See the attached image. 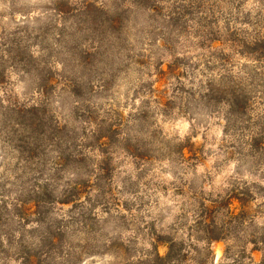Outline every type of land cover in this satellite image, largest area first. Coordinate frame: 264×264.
Here are the masks:
<instances>
[{"label": "clouds", "instance_id": "9594fccd", "mask_svg": "<svg viewBox=\"0 0 264 264\" xmlns=\"http://www.w3.org/2000/svg\"><path fill=\"white\" fill-rule=\"evenodd\" d=\"M0 264H264V0H0Z\"/></svg>", "mask_w": 264, "mask_h": 264}]
</instances>
